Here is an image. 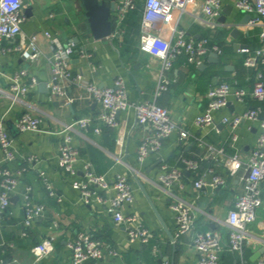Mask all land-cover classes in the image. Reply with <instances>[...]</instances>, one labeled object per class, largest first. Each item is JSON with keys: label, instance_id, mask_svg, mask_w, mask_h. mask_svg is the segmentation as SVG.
<instances>
[{"label": "crops", "instance_id": "0c3cea01", "mask_svg": "<svg viewBox=\"0 0 264 264\" xmlns=\"http://www.w3.org/2000/svg\"><path fill=\"white\" fill-rule=\"evenodd\" d=\"M25 1L29 3V0ZM140 2L139 11L127 16L125 33L121 38L111 36L100 40L91 35L81 0H71L70 3L67 0H30V5L26 7L32 8V16L26 15L27 21L23 25L24 38L27 40L30 35L38 34L45 54L35 64L25 62L13 51L0 56V87L6 90L7 76L21 68H28L31 74L38 77L40 84L9 115L8 126L11 131L10 124L15 125L17 117L23 111H30L42 117L43 123L39 132L11 131L18 149L17 159L10 164L11 168L24 166L30 156L36 157V166L25 173L22 184L12 196L10 207L1 216L0 264H70L68 243L80 231L90 232L95 239L115 246L125 264H197L199 252L193 246V233L184 235L177 243L169 241V234L174 235L175 232L170 199L155 182L163 162L184 170L186 198L194 199L196 195L200 196L195 230H218L228 240L230 228L224 221L228 211L243 193V183L238 176L228 175L226 161H216L207 156L208 145L224 148L229 156L239 153L247 158L257 145L259 122L245 120L236 129L237 140H234V131L221 119L224 115L239 114L248 108L260 107L264 111V101L256 100L251 94L257 70L245 65L248 54L241 51L247 47L253 53L260 46V28L248 29L242 22L246 14L235 8L227 16L226 22L216 29L196 23L190 14L180 15L179 11H175V18L181 19V24L189 35L209 36L222 48V53L217 54L218 59L210 54L205 56L200 64L188 62L186 56L180 57L170 72L171 78L174 79L170 90L158 100L160 105L170 109L172 118L179 127L193 135L189 143L182 144L177 131L165 141L160 153H152L144 163H139V147L150 128L137 122L133 109L118 115V129L104 127L97 133L94 130L96 120L91 123L89 129H77L74 145L81 154L77 164L80 177H84V165L89 162L97 174L106 175L112 180L118 173L127 174L132 178L135 184V202L130 210L137 213L143 223L152 230L150 244L144 246L129 243L125 225L113 220L106 205L81 204L79 191L72 185L73 178L59 168L60 141L54 132L79 118L96 119L101 107L87 98L83 87L71 83L66 85L69 96L74 98L72 103L50 100L49 82L52 74L47 57L51 46L44 36V31L52 32L63 44L74 42L78 49L87 52L86 57H73L74 75L82 73L88 81L101 87L113 85L121 76L132 101H153L161 62L141 51L139 47L144 8L143 0ZM227 5L231 3L227 1ZM191 7L203 15L204 0H193ZM234 29H240L242 33L234 37ZM165 35H169L167 28ZM20 42L19 37L14 41L5 40L3 45L9 48ZM237 44L240 46H236ZM222 82L245 88L249 94L244 102L230 97L228 107L217 114L215 125L198 128L195 119L208 107L209 91ZM42 84L45 85L44 88L41 87ZM6 105V99L0 96V110L5 111ZM119 137L123 140L122 149L117 145ZM120 154L124 162L119 160ZM186 159H203L200 169L196 172L186 170ZM211 168L227 175L226 187L195 189L194 181ZM41 169L52 182L57 192L56 197L49 196L39 176ZM133 169L138 173L149 198L135 181ZM25 185L32 187L33 200L46 206L45 214L36 222L27 237L21 235L24 229L21 191ZM261 187L263 205L258 209L256 222L251 225L254 238H251L245 247L244 261L247 264H258L264 253H260L264 247V182ZM49 234L55 238L54 250L37 263L32 249ZM122 260L106 256L102 261L89 264H119ZM223 264H242L241 256L226 250Z\"/></svg>", "mask_w": 264, "mask_h": 264}, {"label": "built area", "instance_id": "2783aa9c", "mask_svg": "<svg viewBox=\"0 0 264 264\" xmlns=\"http://www.w3.org/2000/svg\"><path fill=\"white\" fill-rule=\"evenodd\" d=\"M139 1L116 0L114 28L111 36L122 37L125 33L127 16L138 8ZM192 1L143 0L139 47L141 51L158 58L161 62L153 101H132L125 80L121 76L114 81L113 85L101 87L88 81L82 73L74 75L73 57L75 55L86 57L87 52L78 49L74 42L63 44L54 37L52 32L44 31V36L50 41L51 46V52L47 57L52 74L49 82L50 100L72 103L74 98L69 96L66 85V83H71L83 87L87 92V98L91 102L100 104L101 107L96 119L79 118L66 123L60 130L54 132L60 141L59 168L73 178L72 185L79 191L81 204L106 205L113 220L125 225L129 243H139L145 246L150 244L152 239V230L143 223L137 213L130 210L135 202V184L132 178L127 174L118 173L112 180L106 175L97 174L89 162L85 163L84 177L81 178L77 166L81 154L74 145V139L78 128L89 129L94 120H96L94 130L97 133H100L104 127L118 129L120 126L118 115L133 109L137 122L150 128V132L142 139L139 147L137 157L139 163H144L152 153H160L165 141L177 131H179L182 144L189 143L193 135L179 127L172 118L170 109L160 105L158 100L170 90L174 82L170 72L180 57L186 56L188 62L200 64L205 56L213 53L221 54L222 48L209 36L189 35L181 24V19L175 18V11H179L180 15L190 14L196 23L212 29L224 24L220 19L224 14L227 1L238 11L251 15L245 25L248 29L260 28V46L253 53L247 47L242 48L241 51L248 54L245 58V65L257 70L251 94L256 100L264 101V0H204L203 15L191 7ZM27 6L28 3L25 0H0V56L13 51L25 62L35 64L42 59L45 53L38 34L30 35L27 40L24 38L23 25L27 21L25 13ZM166 28L169 31L167 37ZM19 37L21 38L20 43L9 48L4 47L3 41H14ZM7 78V89L0 87V96L7 101L5 111L0 110V227L1 216L10 207L12 196L22 184L25 173L36 166L34 164L36 157L30 156L26 159L24 166L11 168L10 164L17 159L18 149L7 121L14 109L40 84L38 77L31 74L28 68H21L8 75ZM248 94L247 89L233 86L228 82H222L213 87L208 93V107L195 119L196 126L205 128L215 125L217 114L228 107L230 97L233 96L237 101L244 102ZM262 112L264 111L260 107L248 108L239 114L224 115L221 119L234 131V140H237L236 129L245 120L259 122L257 145L247 158L239 153L229 156L224 148L208 145L207 156L216 161H226L228 175L238 176L243 183V193L237 198L234 207L228 211L224 221L230 228L228 240L218 230H195L200 196L196 195L194 199L184 196L187 184L183 169L165 162L159 168L155 182L170 199V209L174 216L175 232L172 243H177L184 235L193 233V246L199 252L197 264H222L226 250L238 253L242 264H247L244 261L245 247L247 242L254 238L251 225L256 222L258 209L263 205L261 184L264 182V118L260 119ZM42 123V117L30 111H23L17 117L15 126L20 133L39 132ZM195 138L199 139L196 136ZM117 145L122 149L121 137L117 139ZM118 158L124 162L121 154ZM184 161L186 170L196 172L200 169L203 159ZM39 176L49 196L56 197L57 192L47 173L41 169ZM226 185L227 175L213 168L208 169L201 178L194 181L195 189L199 190L209 186L213 189H220ZM21 196L24 209V229L21 235L27 237L36 222L45 214L46 206L33 200L30 185L24 186ZM54 241L55 238L49 234L33 247L32 252L37 263L53 252ZM68 248L71 253L70 264L99 262L106 256L122 260L119 249L112 244H104L95 239L90 232H78L69 241ZM119 264L125 263L122 260ZM258 264H264V253Z\"/></svg>", "mask_w": 264, "mask_h": 264}, {"label": "water", "instance_id": "95a60500", "mask_svg": "<svg viewBox=\"0 0 264 264\" xmlns=\"http://www.w3.org/2000/svg\"><path fill=\"white\" fill-rule=\"evenodd\" d=\"M82 6L84 8L86 17H87V25L90 29L91 35L97 39H105L111 37L114 28V11L116 9V0H81ZM233 9L232 5H227L224 10V14L222 15L220 21L225 23L227 20V16L231 14ZM25 13L28 17L32 16V8H26ZM251 18L250 14H247L242 21L243 24H246ZM242 31L240 29H234L233 36L238 37ZM240 46V45H236ZM214 57L218 59V55L216 53L212 54ZM44 84L41 87L44 88ZM264 118V112L261 113L260 119ZM11 131L19 132L14 124H10ZM128 162V161H127ZM133 176L135 181L142 187L143 191L146 193L142 182L135 170H133ZM208 189H212V187H208ZM149 198L148 194L146 193ZM152 206L155 211L158 213L157 208L154 206L152 201L150 200ZM160 217V216H159ZM169 241L173 242L174 237L172 234H169ZM264 252V247L261 249L260 253Z\"/></svg>", "mask_w": 264, "mask_h": 264}, {"label": "trees", "instance_id": "16d2710c", "mask_svg": "<svg viewBox=\"0 0 264 264\" xmlns=\"http://www.w3.org/2000/svg\"><path fill=\"white\" fill-rule=\"evenodd\" d=\"M139 6H141V2L139 1V3H138V7ZM139 9H140V7L139 8H137L136 10H134V11H132L131 13H134V14H136L138 11H139ZM138 10V11H137ZM137 11V12H136ZM136 12V13H135ZM130 13V14H131ZM129 17V16H128ZM128 19V18H127ZM127 19H126V22H127ZM134 19V17L133 18H131V20H130V22L132 21ZM128 23H129V20H128ZM134 23V22H133ZM133 25V24H132ZM212 41L213 42H216L217 43V41H215L214 39H212ZM224 259H225V253L223 254V259H222V264L224 263Z\"/></svg>", "mask_w": 264, "mask_h": 264}, {"label": "rangeland", "instance_id": "374dc122", "mask_svg": "<svg viewBox=\"0 0 264 264\" xmlns=\"http://www.w3.org/2000/svg\"><path fill=\"white\" fill-rule=\"evenodd\" d=\"M69 3L71 2V0H67ZM28 5H30V0H29V3H28Z\"/></svg>", "mask_w": 264, "mask_h": 264}]
</instances>
